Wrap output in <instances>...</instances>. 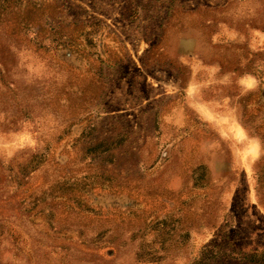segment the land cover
<instances>
[{
	"label": "rangeland",
	"instance_id": "obj_1",
	"mask_svg": "<svg viewBox=\"0 0 264 264\" xmlns=\"http://www.w3.org/2000/svg\"><path fill=\"white\" fill-rule=\"evenodd\" d=\"M57 2L104 31L53 57L0 20V264L263 253L264 0Z\"/></svg>",
	"mask_w": 264,
	"mask_h": 264
},
{
	"label": "trees",
	"instance_id": "obj_2",
	"mask_svg": "<svg viewBox=\"0 0 264 264\" xmlns=\"http://www.w3.org/2000/svg\"><path fill=\"white\" fill-rule=\"evenodd\" d=\"M58 8L57 0H0V20H4L3 22L11 29V33L19 37H22L21 31L26 30L32 32L37 39H45V41L34 43L37 48L49 52L53 57H60L64 50H67L68 53L86 54L87 47L80 39H77V31L82 29L84 32L87 29L86 33L95 38L103 35L102 27L104 26L99 20H92L88 23H71L57 28L55 25H51L50 20L57 15ZM48 34L54 36V39H50ZM108 36L111 34L107 31L104 37ZM89 37H87V43H91ZM91 250L95 251L99 258L104 255L101 249L93 248ZM111 252L113 251L107 253ZM220 256L216 252L210 255L203 254L190 264H224L223 261H235L239 264H264V252L261 254L252 252L242 256L226 253L223 260L220 259Z\"/></svg>",
	"mask_w": 264,
	"mask_h": 264
}]
</instances>
